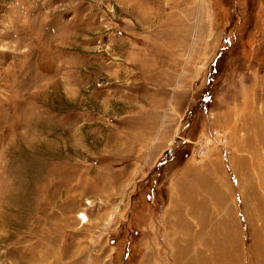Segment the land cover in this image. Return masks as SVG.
Returning <instances> with one entry per match:
<instances>
[{
  "label": "rangeland",
  "instance_id": "374dc122",
  "mask_svg": "<svg viewBox=\"0 0 264 264\" xmlns=\"http://www.w3.org/2000/svg\"><path fill=\"white\" fill-rule=\"evenodd\" d=\"M0 264H264V0H0Z\"/></svg>",
  "mask_w": 264,
  "mask_h": 264
},
{
  "label": "crops",
  "instance_id": "0c3cea01",
  "mask_svg": "<svg viewBox=\"0 0 264 264\" xmlns=\"http://www.w3.org/2000/svg\"><path fill=\"white\" fill-rule=\"evenodd\" d=\"M217 140L219 142V138H217ZM186 144L188 143H185L184 146ZM184 146L179 148L173 156H167L164 158L162 157L161 166H159V168L160 169L164 168L168 163L174 161L175 159L177 160L179 159L181 161L180 165H183L190 156V152L187 151L183 152L180 155V152L184 148ZM227 152L228 150L224 146H222V156L225 161L226 170L230 175V179L233 182V186L237 187L238 178L236 177V174L232 169V166L230 164V156L228 157ZM171 178H172V182L169 186L170 195L166 203L167 205L164 213L167 215V218H169L171 221L175 220V225L172 228V231L174 233V240L171 243L173 245H186L188 244V242L185 241L188 237L186 230L187 228L193 229L192 219L194 217V213L198 212V209L194 208V206L198 204V198H196V191L198 188V184L197 181L194 179V186H193L190 180L187 181L186 174L180 175L179 177L178 175L172 176ZM227 181H228L227 178L224 177V182ZM207 188H209V185H207ZM210 189L211 191L213 190L212 179L210 182ZM240 195L241 193L238 192L236 196V200L238 204L237 212L239 213L241 210L243 213H245L244 209H246L245 207H247L246 200ZM179 223H181V225L177 226Z\"/></svg>",
  "mask_w": 264,
  "mask_h": 264
},
{
  "label": "bare ground",
  "instance_id": "6f19581e",
  "mask_svg": "<svg viewBox=\"0 0 264 264\" xmlns=\"http://www.w3.org/2000/svg\"><path fill=\"white\" fill-rule=\"evenodd\" d=\"M215 135V134H214ZM216 137V136H215ZM216 143V142H215ZM82 217L84 218V220H87V216H85V214H82Z\"/></svg>",
  "mask_w": 264,
  "mask_h": 264
},
{
  "label": "built area",
  "instance_id": "2783aa9c",
  "mask_svg": "<svg viewBox=\"0 0 264 264\" xmlns=\"http://www.w3.org/2000/svg\"><path fill=\"white\" fill-rule=\"evenodd\" d=\"M213 139H215V136L214 135H211Z\"/></svg>",
  "mask_w": 264,
  "mask_h": 264
},
{
  "label": "water",
  "instance_id": "95a60500",
  "mask_svg": "<svg viewBox=\"0 0 264 264\" xmlns=\"http://www.w3.org/2000/svg\"><path fill=\"white\" fill-rule=\"evenodd\" d=\"M175 154V153H174Z\"/></svg>",
  "mask_w": 264,
  "mask_h": 264
}]
</instances>
